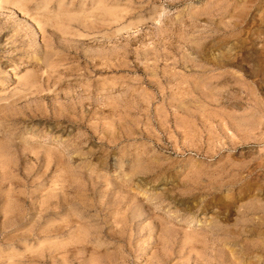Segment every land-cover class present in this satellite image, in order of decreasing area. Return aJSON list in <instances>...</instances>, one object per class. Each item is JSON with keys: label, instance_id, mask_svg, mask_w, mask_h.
I'll list each match as a JSON object with an SVG mask.
<instances>
[{"label": "rangeland", "instance_id": "1", "mask_svg": "<svg viewBox=\"0 0 264 264\" xmlns=\"http://www.w3.org/2000/svg\"><path fill=\"white\" fill-rule=\"evenodd\" d=\"M0 264H264V0H0Z\"/></svg>", "mask_w": 264, "mask_h": 264}]
</instances>
